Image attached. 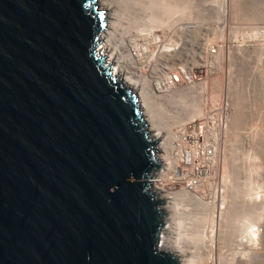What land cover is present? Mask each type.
Listing matches in <instances>:
<instances>
[{"label": "water", "instance_id": "water-1", "mask_svg": "<svg viewBox=\"0 0 264 264\" xmlns=\"http://www.w3.org/2000/svg\"><path fill=\"white\" fill-rule=\"evenodd\" d=\"M96 0H0V264H180L138 94Z\"/></svg>", "mask_w": 264, "mask_h": 264}, {"label": "bare ground", "instance_id": "bare-ground-1", "mask_svg": "<svg viewBox=\"0 0 264 264\" xmlns=\"http://www.w3.org/2000/svg\"><path fill=\"white\" fill-rule=\"evenodd\" d=\"M96 1L99 7L104 9L106 12V26L104 30L101 32L100 40L98 44V50L103 55L106 54L108 56L107 57L105 55V63L111 67L113 74L116 77H118V79L121 82H123L127 87H130L132 90H135V92L138 94L139 106L142 110L143 115L148 121L149 129L151 131V136L153 139L158 140L157 142L158 150L165 151L164 153H162L163 154L162 157L166 161L172 163L173 160H171L169 156L170 155L169 139L171 137V132L173 130V127H175L177 124L183 121H188L200 117L205 113V111L208 108L215 107L222 100L221 94H219L220 91H218L219 93L217 94L213 93L214 92L213 84L216 81L215 77L217 76L215 77L213 76L212 70L214 68V63H215L214 58H217L218 55L220 54L218 50L219 44L216 45V49L207 52L208 56L210 55L212 58H210L211 60L209 61L207 60L205 64H202V62L201 64L198 62L199 63L198 64L196 62V65L193 64L194 67L193 66L187 67V65H185L184 63L183 64L181 63L180 66L179 65L177 66L175 65L176 63L174 62L171 64L172 66H170V69L168 71L160 70L158 69L160 62H163L165 60L168 61L167 60L168 55L169 57L171 56V58L176 55L178 61H180L179 59L181 58V56H185L184 59L187 58L186 55L189 52L186 53V55H184L185 52H187L186 48L182 47L183 43L182 42H181L182 44L178 43V40H180L181 38L182 40H185L187 36L191 37V39L189 38L187 39L193 40L192 36L196 34L195 32H193V29L194 30L197 29L195 27L192 28L188 26V22H192L191 20L195 19L194 14L198 13L195 10L196 7L193 6L194 1L193 0H96ZM214 2L217 3V4L215 3L217 6H214V4L212 5V7L208 6L210 8H208L206 12L209 15V18L210 16L211 17L215 16L217 18V19L215 18L216 20L212 21V23L215 28H218L220 24L223 25L222 23L226 22L230 14L233 13L235 15L237 13L236 12L237 8L235 9V0H214ZM194 10L197 13H195ZM176 14H179L178 16L181 18L182 17L186 18L188 22L187 21L184 22V19L182 18L181 21L183 20L182 22L184 23L181 24H184L182 25V27L184 26L185 29L183 31L182 30L178 31V34H175L174 32L173 33L170 32V34L167 35L165 27L168 25L170 28H172L171 27L172 25L175 26L174 24L176 23L172 24L171 22H175V20L177 21L176 18L178 16ZM174 15H176L177 17L175 16L176 17L175 18ZM179 17H178V21L180 20ZM192 17L194 18L192 19ZM210 22L208 24H210ZM227 22L229 21L227 20ZM176 28L177 27H175V30L173 31H176ZM192 33L195 34L193 35ZM261 35L259 34V36ZM221 45L223 46V43H221ZM261 47H262L261 52L260 53L258 52L259 53L258 62H260L258 65L261 68V71L259 73H262L263 76L261 82L260 83L258 82L259 83L258 91L260 94L259 96L264 95V45L262 44ZM212 52L213 53L215 52V55H213ZM222 60L223 59H221V62ZM223 62L225 63V61ZM112 64L114 65L113 68H112ZM222 66H220V68ZM179 72L183 73L182 74L183 77L186 76V79L184 80L185 83L184 82L177 83L176 79L178 81L180 80ZM194 73L195 74L197 73V75L198 74L204 75V79H201L200 81L198 79V81L196 80L195 82ZM220 74L219 77L221 75L223 76V73L221 75ZM218 80H220V83L222 82L221 79ZM228 83L232 84V82H228ZM214 85L217 86L216 84ZM218 85L221 84L218 83ZM228 85L231 86L230 84ZM210 87H212V89ZM255 90L256 89H254V91ZM227 95L229 96L228 93ZM229 98L232 101L235 100L234 96L233 99L231 97ZM238 98L239 100L233 101L234 102V104L232 103L233 106L230 103L232 101L231 100L229 101V104L232 107H230L229 122L226 131L227 141L228 140L231 141V139L233 138L234 140L237 139L236 136L237 135L239 136L238 130L241 127V125L244 123L245 113L243 110V106L244 104L246 105V102H244V96L243 97L240 96ZM227 100L229 99L227 98ZM254 102H255L254 105H256L257 101ZM166 104L167 106L171 104L172 105V106L170 105L171 108H168L169 106L166 107ZM259 105L260 104H258V106ZM259 108H261V106ZM165 113L166 114L169 113L170 117L169 115L165 116ZM255 114H256L255 119L258 116L260 122L261 121L263 122L262 118L264 116L262 115L261 110L257 109V112ZM167 117H169L170 119H168ZM259 120L256 119V121ZM261 124L260 126L255 128L256 131L258 130L257 132L264 131L258 129L260 127L262 128ZM254 125H258V123ZM255 129H253V131ZM256 131H254L250 135V139L254 138L253 136L255 135ZM226 140L224 141L226 142ZM252 143H253V139H252ZM225 145H223L224 148ZM231 146L232 143L230 144L229 147L225 149L229 148L228 151L231 152L233 148H235L233 147L231 150ZM235 149H237V147ZM224 152L225 153L223 154V157L220 160L221 162L220 176L222 177L221 180L223 183L221 184V187H217V188L215 187L213 188V186L210 185V187L212 186L211 196L214 199L217 197V202L216 200L213 199H212L213 201L207 200L203 196L202 197L196 196L195 193L191 191H187L185 189H178L176 191L168 190L167 186L165 185L161 186L158 184V182H155L152 186L153 189L156 192H158L159 197L164 200L161 207L163 208L165 215L163 218V227L161 229L160 241L158 245L159 249L164 252H168L176 255L180 260V264H264V224H262V219H263L262 216H264V180L261 178L262 174H260L259 172L260 169L259 168L260 164H258L259 161L258 162L256 161L257 156L255 157L254 155L255 153L253 154L251 152L249 158L246 159L247 162L249 159L247 166V172H248L246 178L247 182L243 181L242 183L243 179L240 178L241 180L238 181L239 182L238 184L242 183L243 185L241 184V186H239L238 190L236 189V191L233 188H232L233 191L232 189L229 191L227 189L229 188L227 187L228 185L226 186L224 183L228 181L227 180L225 182L230 172L228 170L229 159L232 157L235 158V154L229 157L227 155H229L230 152L229 153L227 152L228 154L226 153V151ZM232 153H234V150ZM244 153L245 152L243 151L242 154ZM242 169L240 170L241 172L239 171L240 172L239 177H244V176H240V174L242 175ZM237 180H239V178H237ZM185 204H188V206L189 204H191L193 206L191 207L193 208L194 212L197 211L196 212L197 216L196 215L191 216V217H195V220H193V223L191 224L192 225L191 228L187 227V225L190 226L188 224L190 222L189 220L188 223L186 221L190 217H189V212L183 210V208L184 209L187 208V205ZM180 206H183V208H181ZM193 210L191 212H193ZM190 220H192V218ZM187 239H188V243L191 242L192 245H190L191 243L189 244L187 243ZM186 243L188 245H186Z\"/></svg>", "mask_w": 264, "mask_h": 264}, {"label": "rangeland", "instance_id": "rangeland-1", "mask_svg": "<svg viewBox=\"0 0 264 264\" xmlns=\"http://www.w3.org/2000/svg\"><path fill=\"white\" fill-rule=\"evenodd\" d=\"M193 6L196 7L195 10L198 12H196L195 10V13L197 14H194V17L195 19H193L194 17H192L193 20H191L192 22H188L186 18L182 17L184 19V22H188V26L190 27H195L197 30H194L193 29V32L195 33H192L194 36H192L193 40H189L191 39V37H188L189 39H185V40H182V38L180 40H178V43L182 44V47H185L186 48V51L184 55H186V53H188L186 55L187 58L184 59L185 56H181V58L179 59L180 61H178V59L176 58V55L173 56L171 58V56L169 57V55L167 56V60L168 61H163V62H160L159 66H158V69L160 70H164V71H168L170 69V66H172L171 64L172 63H176L175 65H179L182 63H184L185 65H187V67H194L193 64L196 65V62L200 63L202 62V64H205V62L208 60H211L210 58H212L210 55L208 56V53L210 50L213 51L214 49H216V45L219 46V52H220V56L218 55L217 58H214V68L212 70L213 72V76H217L215 77L216 78V81L218 79H221L222 82L220 83V80H218L216 83L214 82V84H216L217 86H215L213 84V90H214V94L216 93H219L218 91H220L219 94H221V99H229L228 101H230L231 99L229 97H231L233 99V96H234V99L233 101H236V100H239L238 97H243L244 96V102H246V105L244 104L243 106V110H244V115H245V118H244V125L242 124L241 127L239 128L238 130V134L239 136L237 135L236 138L234 140L231 139V141H227L226 138V142L224 141L223 142V145H225V148L229 147L230 144L232 143V146H231V150L233 147H237V149L233 148L234 150V153L233 150L230 152L228 151V149H225L224 146H223V150L226 151V153L230 152L229 157H231V155H234L235 154V158L232 157L229 159V166H228V170L230 171L229 172V178L227 177V179L225 180V182L227 183H224L227 187L229 191L233 188L238 190L239 186H241V184L243 183V181L247 182V166H248V162H249V159H248V162L246 161L247 158H249V155L251 154V152L255 155L256 157V161L258 162V164H260V169H259V172L260 174H262L261 178L264 180V131H261V132H257L256 131V127L262 126V128H258L259 130H264V117L262 118L263 119V122L259 120V117L257 116L256 119L259 120V121H256L255 119V116H256V112H257V109L261 110V113L262 115L264 116V98H261V97H264V95H261L259 96V83L261 82V79H262V76L263 74L262 73H259L261 71V68L260 66L258 65L260 62H258V57H259V53L261 52V49H262V44L264 45V0H235V9L237 8L236 10V14L234 15L233 13L229 15V17L227 18V20L229 22H226L225 23H222L223 25H219L218 28H215L213 26V23L212 21H215L217 18L215 16L209 18V15L207 14V9L210 8L208 6H211L214 4V6H217L216 2H214V0H193ZM196 2V3H195ZM216 3V4H215ZM211 4V5H210ZM206 5V7H205ZM240 5V6H239ZM240 8H238V7ZM202 11V12H201ZM201 12V13H200ZM206 13V14H205ZM177 16L179 14H176ZM174 15V17L176 16ZM197 15V16H196ZM232 15V16H231ZM176 16V17H177ZM175 17V18H176ZM179 17V16H178ZM178 17L176 18L177 21L175 20V22H171L172 24H174L175 26H171L172 28L168 26L165 27L166 29V33L167 35L171 33H175V34H178V31H183L185 28L184 26L182 27V25L184 24H181V23H184L181 21V17H179V21H178ZM205 17V18H204ZM203 18V20H202ZM212 18V19H211ZM216 18V19H215ZM186 19V20H185ZM214 19V20H213ZM181 21V22H180ZM190 21V20H189ZM195 21V22H194ZM211 21V22H210ZM179 22V23H178ZM197 22V23H196ZM210 22V24H208ZM231 22V23H230ZM178 23V24H177ZM231 25H230V24ZM170 24V23H169ZM177 25V26H176ZM226 25H229V26H226ZM197 26V27H196ZM210 26V27H208ZM231 26V27H230ZM238 26V27H237ZM170 29H169V28ZM175 27L176 28V31H173L175 30ZM182 27V28H181ZM209 30H208V28ZM223 27V28H222ZM242 27V28H241ZM255 27V28H254ZM204 29V30H203ZM212 29V30H211ZM221 29V30H220ZM240 29V30H239ZM211 30V31H210ZM215 32H214V31ZM220 30V31H219ZM262 30V31H261ZM168 31V32H167ZM201 31V32H200ZM200 32V34H199ZM214 32V33H213ZM259 32V33H258ZM218 33V34H217ZM259 34L261 36H259ZM200 35V36H199ZM217 35V36H216ZM247 35V36H246ZM261 37V38H260ZM197 38V39H196ZM216 38V39H214ZM259 38V39H258ZM196 39V40H195ZM263 39V40H262ZM216 40V41H215ZM221 40V41H220ZM195 41V42H194ZM215 41V42H214ZM220 41V42H219ZM262 41V42H260ZM182 42V43H181ZM187 42V43H185ZM207 42V43H206ZM185 43V44H184ZM215 43V44H214ZM221 43H223V46L221 45ZM230 45V46H229ZM198 46V47H197ZM212 46V47H211ZM221 47V48H220ZM239 47V48H238ZM232 51H230L229 49ZM223 51H222V50ZM239 49V50H237ZM225 50V51H224ZM260 50V51H259ZM199 52V53H198ZM204 52V54H203ZM223 52V54H222ZM229 52V53H228ZM259 52V53H258ZM207 53V54H206ZM211 53V52H210ZM231 53V55H230ZM196 54V55H195ZM213 55H215V52L213 53ZM223 56H222V55ZM236 54V55H235ZM106 55V54H104ZM200 55V56H199ZM207 55V56H206ZM234 55V56H233ZM107 56V55H106ZM202 56V57H201ZM222 56V57H221ZM230 56V57H229ZM108 57V56H107ZM106 57V59H107ZM169 57V58H168ZM177 59H175V58ZM192 57V58H191ZM225 57V59H224ZM257 57V58H256ZM172 60H171V59ZM179 58V57H178ZM222 62H221V59ZM229 58V59H228ZM204 63H203V61ZM220 59V60H219ZM233 59V60H232ZM237 59V60H236ZM253 59V60H252ZM256 59V60H255ZM219 60V61H218ZM171 61V62H169ZM225 61V63L223 62ZM193 62V63H192ZM195 62V63H194ZM216 62H217V65H216ZM220 62V63H219ZM253 62V63H252ZM198 63V64H199ZM222 63V64H221ZM255 63V64H254ZM220 64V65H219ZM229 64V65H228ZM110 65V64H109ZM219 65V66H218ZM223 65V66H222ZM217 69H216V67ZM220 66H222L220 68ZM252 66V67H251ZM254 66V67H253ZM114 67V65L112 64V68ZM164 67V68H162ZM219 67V68H218ZM227 68V69H226ZM240 70H239V69ZM259 68V69H258ZM255 69V70H254ZM218 70V71H217ZM222 70V71H221ZM229 70V71H228ZM252 70V71H251ZM150 71V70H148ZM231 71V72H230ZM233 71V72H232ZM249 71V72H248ZM216 72V73H215ZM217 72H218V75H217ZM223 73V76L220 74ZM226 72V73H225ZM258 72V73H257ZM179 76L181 74H183L182 72H179ZM216 74V75H215ZM219 74L221 75L219 77ZM255 74V75H254ZM194 75L196 76L194 79H195V82L196 80L199 81L201 79H204V75H197V73ZM201 76V77H200ZM199 77V78H198ZM203 77V78H202ZM224 77V78H223ZM211 78V77H210ZM218 78V79H217ZM223 78V79H222ZM230 78V80H229ZM238 78V79H237ZM240 78V79H239ZM251 78V79H250ZM257 78V79H256ZM183 79V80H182ZM186 79V76L183 77L181 75L180 77V82H184L185 83V80ZM228 79V80H227ZM244 80V81H243ZM250 80V81H249ZM259 80V81H258ZM255 81V82H254ZM228 82H232L231 83H228ZM259 82V83H258ZM183 83V84H184ZM221 84V85H218ZM238 83V85H237ZM228 84H230L231 86H229ZM225 85V86H224ZM234 85H235V88H234ZM253 85V86H252ZM227 86V87H226ZM229 86V87H228ZM252 86V87H251ZM222 89H221V88ZM231 87V88H230ZM243 89H242V88ZM212 89V87H210ZM229 89V90H228ZM251 89V90H250ZM254 89H256L254 91ZM248 90V91H247ZM135 91V90H133ZM217 91V92H216ZM223 92V93H222ZM239 94H238V93ZM243 92V93H242ZM252 92V93H251ZM254 92V94H253ZM227 93L229 94V96L227 95ZM232 93V94H231ZM236 93V94H235ZM258 93V95H257ZM243 95V96H242ZM254 95V96H252ZM207 96V95H206ZM259 96V97H258ZM223 97V98H222ZM237 97V99H236ZM250 97V99H249ZM247 98V99H246ZM258 100H257V99ZM261 99V100H260ZM263 99V100H262ZM246 100V101H245ZM253 103H251L250 101ZM260 100V101H259ZM232 101V100H231ZM230 102L231 105L233 106L234 102ZM254 101H257L258 104H260L258 106V104ZM263 101V102H262ZM165 103V102H164ZM233 103V104H232ZM249 103V104H248ZM252 104V105H251ZM171 104H169L167 106L166 104V107L168 108H171L170 106ZM230 105V106H231ZM231 106V107H232ZM248 108H247V107ZM252 106V107H250ZM261 106V108H259ZM258 107V108H257ZM263 107V109H262ZM255 108V109H253ZM257 108V109H256ZM173 109V108H172ZM175 109V107H174ZM246 109V110H245ZM255 110V111H254ZM167 111V110H166ZM247 111V112H246ZM253 111V112H252ZM168 116L169 113H165V116ZM254 115V116H253ZM170 117V115H169ZM169 117H167L168 119H170ZM249 119V120H248ZM251 119V121H250ZM261 119V120H262ZM255 120V121H254ZM249 123V124H248ZM251 123V124H250ZM258 125H254V124H257ZM260 123V124H259ZM247 124V125H246ZM253 127V128H252ZM253 129H255L254 131H256L255 135L253 136L254 138H251L250 139V135L254 132ZM241 131V132H240ZM252 131V132H251ZM240 132V133H239ZM262 133V134H261ZM242 134V135H241ZM246 134V136H245ZM256 135H259V136H256ZM263 136V137H262ZM239 137V138H238ZM262 137V138H261ZM229 138V137H228ZM252 139H253V143H252ZM259 139V140H258ZM233 140V142H232ZM256 140V141H255ZM237 141V142H236ZM247 141V142H246ZM259 141V142H258ZM228 142V143H227ZM240 142V143H238ZM250 142V144H249ZM261 142V144H260ZM243 143V144H242ZM242 144V145H241ZM254 145V146H253ZM244 146V148H243ZM257 146V147H256ZM251 147V148H250ZM259 147V148H258ZM242 148V149H241ZM245 149V150H243ZM257 149V150H256ZM242 150V151H241ZM255 150V152H254ZM243 151L245 152L244 154ZM242 152V153H241ZM260 152V153H259ZM225 153V152H224ZM223 153V154H224ZM227 153V154H228ZM261 154V155H260ZM245 155V156H243ZM223 157V156H222ZM221 157V159H222ZM239 157V158H238ZM220 159V160H221ZM219 160V163H218V168H219V172H220V167H221V162ZM232 161V162H231ZM237 162V163H236ZM241 163V164H240ZM263 163V164H262ZM246 164V165H245ZM246 167H245V166ZM263 166V167H262ZM245 167V168H244ZM246 169V170H243V169ZM242 169V175L240 174V176H244V177H239V173L241 172L240 170ZM240 171V172H239ZM246 171V172H245ZM262 171V173H261ZM231 173V174H230ZM235 173V174H234ZM246 174V175H245ZM233 175V176H232ZM237 175V176H236ZM237 178H239V180H237ZM242 180V183L241 184H238L241 179ZM222 179V177H221ZM246 179V180H245ZM234 182V183H233ZM222 180H221V183L222 184ZM231 184V185H230ZM236 184V185H235ZM243 185V184H242ZM213 186V185H212ZM212 186L208 187L209 191L207 194V196H203L205 199L207 200H210V201H213V200H216L217 202V197L214 199L212 196H211V193H212ZM217 188V187H221L220 185H217V186H213V188ZM226 189V190H227ZM232 189V191H233ZM211 190V191H210ZM227 190V191H228ZM228 191V192H229ZM196 196H201L200 194H197L195 193ZM213 199V200H212ZM187 205V208H183V206H180L181 208H183V210H186V212H189V217L187 219V223H188V220L190 223H188L190 226L187 225V227L191 228V224L193 223V220H195V217H191L192 215H196V212H194L193 210V206L191 204H185ZM184 205V206H185ZM192 206V207H191ZM189 208H192V209H189ZM193 210V212H191ZM191 214V215H190ZM197 216V215H196ZM192 218V220H190ZM194 218V219H193ZM263 218V219H262ZM262 224H264V216H262ZM187 243H188V239H187ZM186 243V245L188 244ZM192 245V243L190 244Z\"/></svg>", "mask_w": 264, "mask_h": 264}, {"label": "built area", "instance_id": "built-area-1", "mask_svg": "<svg viewBox=\"0 0 264 264\" xmlns=\"http://www.w3.org/2000/svg\"><path fill=\"white\" fill-rule=\"evenodd\" d=\"M176 81L178 83L181 80ZM230 107L229 101L222 99L200 117L183 121L173 127L169 139L172 163L162 157L165 151L158 150L156 144L155 156L160 163V169L155 168L148 177L151 179V191L158 194L152 187L158 182L161 186H167L168 190L185 189L207 196L209 185L221 186L218 163L224 153L223 142L226 138Z\"/></svg>", "mask_w": 264, "mask_h": 264}]
</instances>
